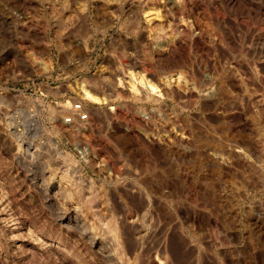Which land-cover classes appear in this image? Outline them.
<instances>
[{"label":"rangeland","instance_id":"rangeland-1","mask_svg":"<svg viewBox=\"0 0 264 264\" xmlns=\"http://www.w3.org/2000/svg\"><path fill=\"white\" fill-rule=\"evenodd\" d=\"M154 263L264 264V0H0V264Z\"/></svg>","mask_w":264,"mask_h":264},{"label":"built area","instance_id":"built-area-1","mask_svg":"<svg viewBox=\"0 0 264 264\" xmlns=\"http://www.w3.org/2000/svg\"><path fill=\"white\" fill-rule=\"evenodd\" d=\"M68 109L66 114L59 115L58 119L61 125L72 131L87 130L90 123V108L87 103L81 99H72L67 101ZM77 155L84 162L88 159V152L85 147L75 149Z\"/></svg>","mask_w":264,"mask_h":264},{"label":"bare ground","instance_id":"bare-ground-1","mask_svg":"<svg viewBox=\"0 0 264 264\" xmlns=\"http://www.w3.org/2000/svg\"><path fill=\"white\" fill-rule=\"evenodd\" d=\"M173 3V2H172ZM81 9V8H80ZM151 15V14H150ZM148 17V16H147ZM152 19V18H151ZM159 24V23H158ZM158 27V26H157ZM158 35V34H157ZM189 63V62H188ZM182 65V64H181ZM162 71V70H161ZM198 75V74H197ZM184 76V75H183ZM211 78V77H210ZM120 80V79H119ZM164 80V79H163ZM166 80V79H165ZM192 80V79H191ZM263 82V81H262ZM168 83V82H167ZM199 83V82H198ZM165 84V83H164ZM225 84V83H224ZM201 85V84H200ZM130 87H131V90L133 91V90H135V92L137 91V90H141V88H142V84L141 83H135L134 85H130ZM150 87V86H149ZM146 88V87H145ZM144 88V89H145ZM216 88V87H215ZM95 89H96V87H95ZM125 89H128V88H125ZM150 89H151V91L154 89L153 87H150ZM127 91V90H126ZM149 91V90H148ZM81 92H82V95L84 96V98L83 99H86V100H88V101H94V102H99V101H102V99H104L103 97H99V96H97L95 93H92V92H90V91H88V89H84V87H81ZM125 94V93H124ZM171 94V93H170ZM221 94V93H220ZM137 96V95H136ZM156 96V95H155ZM216 97H217V95H216ZM225 97V96H224ZM179 98V97H178ZM215 99V98H214ZM259 100V99H258ZM262 100H259V101H257L256 103H259V102H261ZM67 102H65V103H62V105H60L59 107H61V109L63 108L64 110H67L68 109V105L66 104ZM262 104V103H261ZM260 104V105H261ZM67 105V106H66ZM92 114V113H91ZM169 138V137H168ZM256 172V171H255ZM262 178V177H261ZM160 191V190H159ZM171 191V190H170ZM163 204V203H162ZM166 209V208H165ZM139 214V213H138ZM160 216V215H159ZM164 221V220H163ZM114 225V224H113ZM114 228V227H113ZM115 230V229H114ZM113 230V231H114ZM133 231V230H132ZM116 232V231H115ZM109 233V232H108ZM113 233V232H112ZM127 235V234H126ZM113 236H114V234H113ZM136 236V235H135ZM117 237V236H116ZM137 237V236H136ZM115 238V237H114ZM129 239V238H128ZM132 239H134V238H132ZM115 241H116V239H115ZM154 247V246H153ZM156 247V246H155ZM135 248V247H134ZM163 256V255H162ZM166 256V255H165ZM156 257V256H155ZM164 257V256H163ZM124 259V258H123ZM159 259V258H158ZM160 260V259H159ZM158 262V261H157ZM160 262V261H159ZM155 264V263H154ZM162 264V263H161Z\"/></svg>","mask_w":264,"mask_h":264}]
</instances>
